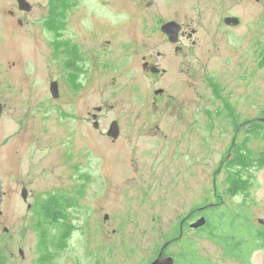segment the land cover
<instances>
[{
	"label": "flooded vegetation",
	"instance_id": "obj_1",
	"mask_svg": "<svg viewBox=\"0 0 264 264\" xmlns=\"http://www.w3.org/2000/svg\"><path fill=\"white\" fill-rule=\"evenodd\" d=\"M254 24L220 0H0V264L5 252L26 261L22 229L34 236L30 264L49 263L50 254H37L43 229L63 242L94 230L100 252L115 251L117 230L132 220L118 222L119 200L129 213L148 205L150 192L164 196L156 185L166 175L155 169L159 158L144 157L155 148L123 140L166 142L155 155L180 163L172 183H188L194 171L181 160H192L198 131L182 92L195 89L192 50L198 38L251 33ZM118 85L121 109L110 105L117 115L103 119L107 104L89 103ZM168 122L177 124L162 126ZM211 205H199L195 192L185 199L149 264L160 254L178 264L172 248ZM152 220L165 224L163 207Z\"/></svg>",
	"mask_w": 264,
	"mask_h": 264
},
{
	"label": "rangeland",
	"instance_id": "obj_2",
	"mask_svg": "<svg viewBox=\"0 0 264 264\" xmlns=\"http://www.w3.org/2000/svg\"><path fill=\"white\" fill-rule=\"evenodd\" d=\"M220 2L229 8L230 14L254 16L255 26L251 33H246L243 29L228 36L198 38V47L192 50L194 57L191 61L195 73L191 83L195 89L190 93L183 91L182 101H185L184 98L192 101L189 110L193 112L194 119L189 124L196 126L198 135L192 160H181V169L190 166L194 171L192 179L187 183L184 182V177L180 186L170 181L173 174L178 175L176 179L180 178V163L166 154L155 155L160 146L167 145L166 142L123 140L155 148L154 153L150 152V155L144 157L149 164L159 158L155 169L159 174L165 171L166 175L156 187L162 186L164 196L150 192L146 198L148 205H136L131 213L128 212L129 206L125 209L121 204H127L119 200L118 222L121 217L123 220H132L126 227L117 230L114 252L109 251V248L100 252L94 245V230L77 231L64 242L56 236L55 230L42 233L38 230L37 254L38 257L50 254L48 264H149L167 243L166 237L171 233L170 221L183 213L180 205L185 199L192 197L194 192L199 205L215 204L231 217L239 215V224L231 231L235 233L237 230L247 241L242 252L227 253L217 241L200 231H190L186 241L192 242L194 255L199 257L194 263L264 264V241H258V247L251 242V237L264 230L258 222L260 219L264 220V164L259 162L261 153L264 154V123L258 120L264 117V0L259 3L255 0ZM54 77L56 78L55 73ZM120 86L109 87L102 96H97L89 103L90 108L107 104L103 119L114 118L117 113L110 111V105H115L118 112L122 104L120 97L125 98L126 95L119 94ZM206 109L212 111L211 119H204L202 112ZM183 116L181 125L185 124ZM155 122L156 119L151 121L152 124ZM176 124L168 122L162 126ZM238 125L243 127L236 130ZM124 126H128V123H124ZM255 127V131L250 130ZM168 142V147L172 148L174 145ZM92 156L96 158V155ZM92 156L87 155L90 158ZM111 164L114 169L115 164ZM244 182H247L246 188L240 187V191L235 193V184L243 185ZM205 191H209L207 199ZM157 200L162 203L157 204ZM161 207L164 209V225L152 220L159 215ZM203 215L207 217L211 213L206 211ZM139 223L149 225L141 227ZM33 246L34 236L22 229L21 247L25 250L27 259L19 264H30L34 254ZM171 251L178 255L180 262L183 243L175 244ZM5 254L6 264H18L17 261H12L8 252Z\"/></svg>",
	"mask_w": 264,
	"mask_h": 264
},
{
	"label": "trees",
	"instance_id": "obj_3",
	"mask_svg": "<svg viewBox=\"0 0 264 264\" xmlns=\"http://www.w3.org/2000/svg\"><path fill=\"white\" fill-rule=\"evenodd\" d=\"M255 129L256 127L253 129L250 128V130H254V131ZM259 162L261 165L264 164V154L262 153L260 155ZM235 186L236 187H234L235 190L234 192L237 193L238 191H240V187L246 188L247 182L246 183L244 182L243 185L241 183L238 185L237 183L235 184ZM208 211L211 213V215L207 216V225L203 228L198 229V231H200L201 234L206 235L207 237L213 239L214 241H217L221 246H223L224 250L227 253L232 252L233 254H237L239 252H242L243 245L246 244L247 241L243 239L242 234L240 232H237V230L235 231V233L234 231H231L235 226L239 224L238 222L240 220V216L235 215V218L231 217L227 211L223 210L218 205H211ZM229 220H231V223L229 222ZM42 231L45 232L47 230L43 229ZM251 238H252L251 242L253 241L256 247H258L259 245L258 241L260 240L264 241V230L258 232V234L255 235V237H251ZM181 243H183V252L180 255V262L178 264H196L194 263V261L195 260L197 261L199 257L194 255L192 242L181 241ZM226 248L228 250H226ZM249 254L248 256H250ZM198 264H202V263H198Z\"/></svg>",
	"mask_w": 264,
	"mask_h": 264
},
{
	"label": "water",
	"instance_id": "obj_4",
	"mask_svg": "<svg viewBox=\"0 0 264 264\" xmlns=\"http://www.w3.org/2000/svg\"><path fill=\"white\" fill-rule=\"evenodd\" d=\"M229 21H236L234 19H229ZM264 113V112H263ZM262 123H264V117L260 120ZM202 210V209H201ZM259 224L264 227V220L260 219ZM207 225V219L205 217L199 219L197 222H195L191 228L194 230H198L200 228H203ZM152 264H174V259L172 257L163 258L162 254H160L159 258L155 260Z\"/></svg>",
	"mask_w": 264,
	"mask_h": 264
}]
</instances>
